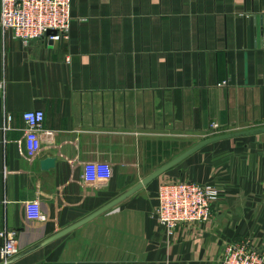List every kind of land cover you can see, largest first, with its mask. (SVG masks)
<instances>
[{"label": "crops", "instance_id": "0c3cea01", "mask_svg": "<svg viewBox=\"0 0 264 264\" xmlns=\"http://www.w3.org/2000/svg\"><path fill=\"white\" fill-rule=\"evenodd\" d=\"M72 17L56 42L0 27V230L21 250L9 264H222L247 240L264 251V134L205 147L37 249L198 144L264 129V0H72ZM30 111L45 113L33 157ZM95 162L110 180L84 181ZM179 180L221 200L210 223L170 238L157 198Z\"/></svg>", "mask_w": 264, "mask_h": 264}, {"label": "built area", "instance_id": "2783aa9c", "mask_svg": "<svg viewBox=\"0 0 264 264\" xmlns=\"http://www.w3.org/2000/svg\"><path fill=\"white\" fill-rule=\"evenodd\" d=\"M72 0H1L0 27L11 32L15 39L28 45L33 41L66 40L72 26ZM49 32L56 35L47 36ZM27 126L29 155H37L42 146L41 132L45 121L43 111H30L23 115ZM112 177L108 163L95 162L85 166L83 179L98 184ZM155 217L168 237H173L183 225L198 227L210 223L213 212L221 200V192L213 184L199 185L179 180L161 185ZM21 254L13 235L0 230V256L3 264ZM222 264H264V251L254 247L252 241L225 245Z\"/></svg>", "mask_w": 264, "mask_h": 264}, {"label": "water", "instance_id": "95a60500", "mask_svg": "<svg viewBox=\"0 0 264 264\" xmlns=\"http://www.w3.org/2000/svg\"><path fill=\"white\" fill-rule=\"evenodd\" d=\"M51 35H56V32H49L47 34V36H51ZM259 134H264V129L251 130V131H246V132L235 133L233 135L216 137V138H212V139H209L207 141H204V142L198 144L197 146L193 147L189 151H187L184 154H182L181 156L177 157L176 159H174L170 163L164 165L163 167H161L160 169L155 171L153 174H151L150 176L145 178L143 181L138 183L135 187H133L132 189H130L129 191H127L126 193H124L123 195H121L120 197H118L117 199H115L114 201H112L111 203H109L108 205H106L105 207L100 209L99 211H97L94 214L90 215L86 219L78 222L77 224L69 227L68 229L62 231L61 233L55 235L54 237L48 239L43 244H41L37 249L42 248V247H44V246H46V245H48V244H50V243H52L54 241H57V240L65 237V236L69 235L70 233L78 230L79 228L83 227L84 225L92 222L93 220H95L99 216H101V215L109 212L110 210L114 209L115 207L119 206L125 200H127L130 197H132L133 195L137 194L138 192L143 190L145 187L150 185L153 181H155L158 178H160L161 176L165 175L168 171H170L173 168L177 167L182 162H184L186 159H188L189 157H191L195 153L199 152L200 150L204 149L205 147H207V146H209V145H211L213 143L220 142V141H223V140H228V139H231V138L248 137V136H254V135H259ZM54 164H55L54 160H48V161L44 162L43 167L46 168V169H49V168L53 167ZM37 249H35V250H37Z\"/></svg>", "mask_w": 264, "mask_h": 264}]
</instances>
